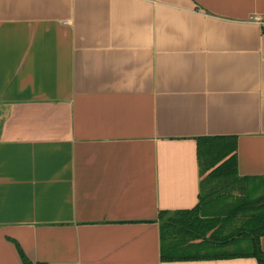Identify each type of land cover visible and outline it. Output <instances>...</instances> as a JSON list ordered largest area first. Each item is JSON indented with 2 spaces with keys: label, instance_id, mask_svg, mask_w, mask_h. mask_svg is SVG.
<instances>
[{
  "label": "crops",
  "instance_id": "crops-1",
  "mask_svg": "<svg viewBox=\"0 0 264 264\" xmlns=\"http://www.w3.org/2000/svg\"><path fill=\"white\" fill-rule=\"evenodd\" d=\"M213 135L264 178V0H0V264H260L161 259Z\"/></svg>",
  "mask_w": 264,
  "mask_h": 264
},
{
  "label": "trees",
  "instance_id": "trees-1",
  "mask_svg": "<svg viewBox=\"0 0 264 264\" xmlns=\"http://www.w3.org/2000/svg\"><path fill=\"white\" fill-rule=\"evenodd\" d=\"M200 165L199 202L192 209L160 212L163 261L230 259L255 256L264 264V191L253 184L264 178L238 173L236 135L197 138ZM247 182V185H242ZM240 185L242 196L231 189ZM246 185V187H245ZM244 187L247 189H244ZM254 195V196H253ZM24 264H33L20 249Z\"/></svg>",
  "mask_w": 264,
  "mask_h": 264
},
{
  "label": "rangeland",
  "instance_id": "rangeland-1",
  "mask_svg": "<svg viewBox=\"0 0 264 264\" xmlns=\"http://www.w3.org/2000/svg\"><path fill=\"white\" fill-rule=\"evenodd\" d=\"M244 184L247 185V182H243V183H242V185H244ZM246 185H245V187H246ZM245 187H244V189H246ZM246 190H247V189H246ZM253 190L256 192L254 195H259L261 192L264 191V184L261 183V182H259V181L255 182V183L253 184ZM241 191H242V189L240 188V185L234 186V187L231 189V193H233L232 195H234V196H237V195L242 196L244 193L241 192ZM254 195H253V196H254Z\"/></svg>",
  "mask_w": 264,
  "mask_h": 264
}]
</instances>
